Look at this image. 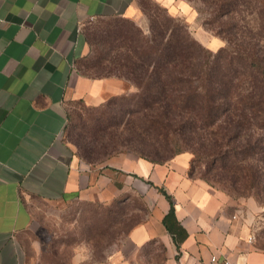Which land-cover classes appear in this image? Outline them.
I'll return each instance as SVG.
<instances>
[{"label": "crops", "instance_id": "obj_1", "mask_svg": "<svg viewBox=\"0 0 264 264\" xmlns=\"http://www.w3.org/2000/svg\"><path fill=\"white\" fill-rule=\"evenodd\" d=\"M158 1L170 7L171 0ZM139 2L0 0V264H25L20 237L33 219L29 200L96 199L99 187L113 186L110 168L105 175L86 172L65 141L66 105L81 100L97 105L134 90L119 77L85 75L77 64L89 50L84 26L100 17L137 16ZM176 161L138 158L141 172L122 169L173 196L189 237L178 251L162 223L169 204L157 232L141 223L132 229V240L143 244L162 237L174 244L168 264H208L212 254L239 264H264V250L255 245L231 203Z\"/></svg>", "mask_w": 264, "mask_h": 264}, {"label": "rangeland", "instance_id": "obj_2", "mask_svg": "<svg viewBox=\"0 0 264 264\" xmlns=\"http://www.w3.org/2000/svg\"><path fill=\"white\" fill-rule=\"evenodd\" d=\"M168 4L170 7L158 0H140L137 16L90 20L84 26L89 50L79 60L78 70L117 77L118 69L111 71L113 60L151 36L157 21L169 14L188 25L203 55L216 53L232 40V45L248 46L264 59V0H237L230 13L217 19L215 0H171ZM109 98L97 105L69 102L64 139L74 147L86 172L105 175L110 168L113 186L99 187L96 199L29 200L33 219L20 237L25 264H168L174 244L162 237L137 244L130 235L141 223H149L157 232L160 217L169 206L155 187L122 169L141 172L135 162L142 158L141 152L169 156L165 163L176 159L186 164L189 175L231 203L255 245L264 250V156L256 152L246 161L245 152H239L238 165L231 164L215 154L214 146L222 142L219 136L198 127L184 129L181 150L174 145L164 147L156 130L145 131L139 117L129 114L131 107L121 99L107 102ZM176 133L172 130L171 137L180 136ZM223 141L235 145L244 139L228 135ZM87 146L97 151L92 162L81 157ZM249 162L256 167L253 182L245 168Z\"/></svg>", "mask_w": 264, "mask_h": 264}, {"label": "trees", "instance_id": "obj_3", "mask_svg": "<svg viewBox=\"0 0 264 264\" xmlns=\"http://www.w3.org/2000/svg\"><path fill=\"white\" fill-rule=\"evenodd\" d=\"M236 1L215 0V19L230 13ZM157 24L151 36L113 60L111 71L118 69L115 75L125 77L135 90L113 95L107 102L124 101L131 107L129 114L139 117L145 131L154 129L159 133L164 147L174 145L181 150L184 129L198 127L206 134L219 136L222 142L214 146L215 154L231 164L238 165L239 152H245L246 161H251L250 156L256 152L264 156V59L248 46L232 45V40L216 53L208 51L203 55L186 23L169 14ZM172 130L180 136L171 137ZM228 135L244 141L230 145L223 141ZM141 153L142 158L160 164L169 158ZM96 154L92 146H87L81 157L92 162ZM245 168L250 181H255L256 167L249 162ZM147 182L170 204L162 223L180 251L189 232L177 217L175 200L164 187ZM179 258L177 254L176 259Z\"/></svg>", "mask_w": 264, "mask_h": 264}, {"label": "built area", "instance_id": "obj_4", "mask_svg": "<svg viewBox=\"0 0 264 264\" xmlns=\"http://www.w3.org/2000/svg\"><path fill=\"white\" fill-rule=\"evenodd\" d=\"M252 239V238H251ZM208 264H239L228 256H221L219 254H212Z\"/></svg>", "mask_w": 264, "mask_h": 264}]
</instances>
